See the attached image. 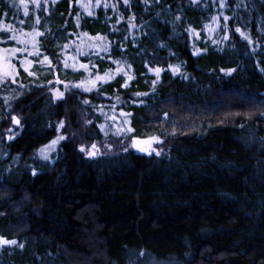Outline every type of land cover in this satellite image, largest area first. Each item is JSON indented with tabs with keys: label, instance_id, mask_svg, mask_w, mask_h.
Wrapping results in <instances>:
<instances>
[{
	"label": "trees",
	"instance_id": "trees-1",
	"mask_svg": "<svg viewBox=\"0 0 264 264\" xmlns=\"http://www.w3.org/2000/svg\"><path fill=\"white\" fill-rule=\"evenodd\" d=\"M95 4L0 0V264H264V0Z\"/></svg>",
	"mask_w": 264,
	"mask_h": 264
},
{
	"label": "snow or ice",
	"instance_id": "snow-or-ice-1",
	"mask_svg": "<svg viewBox=\"0 0 264 264\" xmlns=\"http://www.w3.org/2000/svg\"><path fill=\"white\" fill-rule=\"evenodd\" d=\"M22 2H23V0H22ZM34 2L36 4V6L39 7V0H34ZM45 2H46V0H45ZM124 3L127 4L128 0H124ZM221 3H223V0H221ZM99 6H100V0H96V4L93 5V7H99ZM83 7L87 8V7H89V5H83ZM103 7L107 8V7H109V5L107 3H105V4H103ZM112 7L115 8L116 5H112ZM25 14H27V6L26 5H25ZM177 19H179V17H177ZM217 19H218L217 17H212L213 21H216ZM225 19H228V18L225 17ZM38 22H39V17H37V23ZM78 22H79V20H77V23ZM21 23H23V22H21ZM6 29L8 31H12V32L19 31L18 29H14L13 25H11V24L6 25ZM190 30H192V29H190ZM192 31H194V30H192ZM237 31H240V29L238 28ZM21 35H33V33H21ZM34 35H41V33L35 32V30H34ZM85 35H87V34L85 33ZM12 39H17V37L13 36ZM92 39L95 40V39H103V38L102 37H93ZM23 43L25 44V46H27L28 43H32L35 46V44L37 42L35 41V39H33L31 41L25 40V41H23ZM213 43H215V41H213ZM22 50L23 49H10V50L9 49H3L0 51L10 52L11 56H15L17 51H22ZM45 60L47 61L48 57H45ZM22 63L25 65V71H27V64L30 62L29 61H23ZM49 63H50V61H49ZM117 63H119V62H117ZM81 67L87 68V65H81ZM178 70H179L178 68L174 69V71H178ZM116 71H117V73H120L123 71V69H121L120 67H117ZM149 71L155 72L157 79H159V74L161 71H163V69L155 68V69H149ZM221 71L226 72V74H229L235 70L234 69H228V70L221 69ZM29 74L32 75L33 73H29ZM16 75H18V72L15 68V65H13L11 63V57L10 56L9 57L0 56V84L7 83V82L15 83L16 82ZM106 78L107 79H114V76L111 75L110 72H106L104 76L97 75L96 81L107 82ZM129 79H131V77H129ZM48 83H51V81H49ZM81 83H83V82H81ZM92 83L95 84V81H93ZM151 83L153 84V86L155 85V81H151ZM79 86L80 85H78V87ZM127 86H128L127 82H125V84L122 85V87H127ZM86 90L91 91L92 89L88 88ZM63 95H64V93H62V92H58V91L56 92L57 98H61V97H63ZM136 95H142V94L136 93ZM117 99H118V97H117ZM83 103L88 104L89 101L85 100V101H83ZM248 115H249V117H251L252 113H249ZM261 115H264V113H261ZM19 122H20L19 119L16 118L15 123L19 124ZM88 123H90V121ZM63 126H64V121H60L59 127L62 128ZM101 127L103 128L104 126L101 125ZM129 131H131V129H129ZM65 138L66 137H64V136H58L55 140H52L49 145H45L42 148H40L38 150L39 155L44 159H49L50 158L48 155L49 150L52 149L59 142V140H62ZM9 139H11V137H9ZM158 140H159V137H156V136H151V137H148L147 139L133 138L132 142H131V146H134L138 150L146 152L149 155H151L152 152H155L156 155H159L160 154L159 151H156V149H153L151 147V145ZM108 147L111 148V145H108ZM90 149L91 150L86 151L85 146L83 144L80 145V151L81 152L86 151V155L89 157H94V156H97L98 154H100L99 148L97 147V145L95 143H93L90 146ZM124 150L127 151V148H125ZM16 244H17V241L15 239L9 240V239L5 238L4 236H0V245H16ZM18 246L20 248H23V244H20Z\"/></svg>",
	"mask_w": 264,
	"mask_h": 264
},
{
	"label": "rangeland",
	"instance_id": "rangeland-1",
	"mask_svg": "<svg viewBox=\"0 0 264 264\" xmlns=\"http://www.w3.org/2000/svg\"><path fill=\"white\" fill-rule=\"evenodd\" d=\"M82 2H89V0H81ZM3 52V51H2ZM12 64H13V62H11ZM61 77V76H60ZM62 78V77H61ZM55 79V75H54V77L50 80L52 83H55L56 85H58V83H56V82H54V81H52V80H54ZM52 83H48L49 84V86H51V84ZM62 85V84H61ZM66 87V89L68 88V85L67 86H65ZM52 90L53 91H56L57 90V88L54 86L53 88H52ZM16 125H18L17 123H15ZM11 130H16L15 128H11ZM134 138H139V139H145V138H142V137H134ZM93 143H95L96 145H97V147L99 148V151H100V153H108V152H112V151H114L115 149H116V146H114L113 144H110L109 142H107V141H102V142H92V143H90L89 144V146H88V150H91L90 149V146L93 144ZM50 144V143H49ZM49 144H47V145H49ZM108 145H111V148H109L108 147ZM131 146V143L129 144V147ZM132 148H134V146H131ZM151 147L153 148V149H156V151L159 149V147H160V142L159 141H156V142H154L152 145H151ZM55 148H56V145L52 148V149H50L49 150V152H48V155L50 156L51 154H52V152H54V150H55ZM135 149V148H134Z\"/></svg>",
	"mask_w": 264,
	"mask_h": 264
},
{
	"label": "water",
	"instance_id": "water-1",
	"mask_svg": "<svg viewBox=\"0 0 264 264\" xmlns=\"http://www.w3.org/2000/svg\"><path fill=\"white\" fill-rule=\"evenodd\" d=\"M54 82L58 83V84H62L64 86H67V82L65 80H63L61 77H59L58 72H55V79ZM135 148V147H134ZM136 151H140L137 148H135Z\"/></svg>",
	"mask_w": 264,
	"mask_h": 264
}]
</instances>
